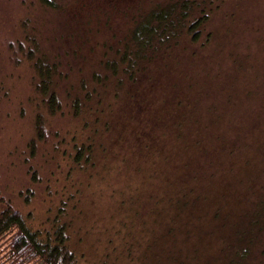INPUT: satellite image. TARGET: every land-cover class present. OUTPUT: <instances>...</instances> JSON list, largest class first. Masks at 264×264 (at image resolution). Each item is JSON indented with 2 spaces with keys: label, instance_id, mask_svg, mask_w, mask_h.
<instances>
[{
  "label": "rangeland",
  "instance_id": "374dc122",
  "mask_svg": "<svg viewBox=\"0 0 264 264\" xmlns=\"http://www.w3.org/2000/svg\"><path fill=\"white\" fill-rule=\"evenodd\" d=\"M157 1L171 0H56L57 11L36 0H0V211L12 207L43 232L64 221L76 264H227L238 250L235 224L264 193V0H197L198 11L212 8L209 28L217 30L221 53H238L244 62L239 101L222 114L226 119L236 112L237 123L230 124L236 139L225 152L213 148L215 165L198 161L199 179L185 176L182 165L193 166L197 154L176 139L159 154L139 155L142 172L130 167V145L122 153L110 138L105 143L116 156L99 152L96 165L84 169L73 163L72 135L80 140L84 134L81 121L66 106L47 115L24 49L38 45L60 54L65 78L58 92L65 96L97 67L132 12ZM37 113L48 128L41 141ZM213 134L222 137L216 127ZM122 154L131 158L124 166ZM183 187L192 188L189 203L173 204ZM262 230L244 264H264ZM7 238L0 239V264H8Z\"/></svg>",
  "mask_w": 264,
  "mask_h": 264
},
{
  "label": "trees",
  "instance_id": "16d2710c",
  "mask_svg": "<svg viewBox=\"0 0 264 264\" xmlns=\"http://www.w3.org/2000/svg\"><path fill=\"white\" fill-rule=\"evenodd\" d=\"M36 2L45 10L59 9L56 0ZM142 8L132 12L130 25L122 34L114 33L116 42L106 47L97 67L89 76H82L76 85L70 84L65 96L58 92L60 78H65L60 54L52 56L38 45L24 49L36 73L35 92L50 117L61 114L66 106L72 117L80 119L84 134L79 140L74 133L71 147V159L79 169L95 166L99 152L108 158L116 156L105 143L110 138L117 140L112 146L120 148L122 153L130 145L129 151L135 153L130 167L142 172L139 155L150 157L148 152L153 151L159 154L171 139H176L185 150L191 148L197 154L193 166L182 165L185 176L199 179L198 161L215 165L213 148L225 152L226 143L236 139L237 133L230 132V124L237 123L236 112L226 119L222 114L239 101L240 85L236 84L242 76L238 72L244 62L238 53L226 56L221 53L223 45L217 30L209 28L212 8L202 7L198 11L197 0L157 1ZM248 88L250 93L251 84ZM129 120L134 124L129 122L128 126ZM45 121L42 113L36 114L35 135L40 141L48 133ZM214 127L222 131L219 141L211 135ZM122 156L123 166L131 162V158L126 161L125 154ZM180 189L184 190L181 198H173V204L186 205L192 188ZM260 195L254 208L235 224L238 250L235 249V258L227 264H244L253 253L252 244L260 241L264 193ZM255 227L259 230L256 238ZM67 229L64 221L56 220L51 230H33L12 207L0 211V239L8 236L10 240L6 253L8 264H76Z\"/></svg>",
  "mask_w": 264,
  "mask_h": 264
}]
</instances>
